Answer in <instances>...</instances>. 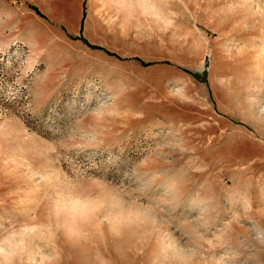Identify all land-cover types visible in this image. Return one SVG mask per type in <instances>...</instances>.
Segmentation results:
<instances>
[{
	"label": "rangeland",
	"instance_id": "rangeland-1",
	"mask_svg": "<svg viewBox=\"0 0 264 264\" xmlns=\"http://www.w3.org/2000/svg\"><path fill=\"white\" fill-rule=\"evenodd\" d=\"M0 264H264V0H0Z\"/></svg>",
	"mask_w": 264,
	"mask_h": 264
}]
</instances>
